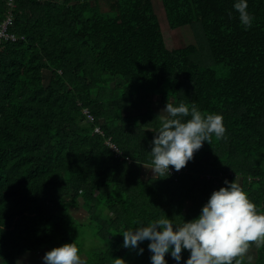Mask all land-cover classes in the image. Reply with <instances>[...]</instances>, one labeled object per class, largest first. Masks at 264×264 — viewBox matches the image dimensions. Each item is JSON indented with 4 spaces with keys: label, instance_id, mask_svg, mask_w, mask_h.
Wrapping results in <instances>:
<instances>
[{
    "label": "trees",
    "instance_id": "trees-1",
    "mask_svg": "<svg viewBox=\"0 0 264 264\" xmlns=\"http://www.w3.org/2000/svg\"><path fill=\"white\" fill-rule=\"evenodd\" d=\"M161 2L171 29L200 27L228 78L199 65L196 45L169 49L154 0H16L18 40L0 44V264L66 242L85 264L128 254L151 264L148 240L138 254L123 230L195 217L225 178L264 212V0H247L248 27L233 0ZM8 5L0 0V23ZM156 98L220 113L224 132L154 177ZM84 227L100 248L85 251ZM254 242L255 261L246 248L229 264H264V239Z\"/></svg>",
    "mask_w": 264,
    "mask_h": 264
},
{
    "label": "clouds",
    "instance_id": "clouds-1",
    "mask_svg": "<svg viewBox=\"0 0 264 264\" xmlns=\"http://www.w3.org/2000/svg\"><path fill=\"white\" fill-rule=\"evenodd\" d=\"M233 9L239 22L248 27L252 15L247 11V0H233ZM190 114V115H189ZM181 116H188L181 119ZM159 127L151 140L149 154L155 176L170 173L169 166L180 170L191 160L194 151L211 135L220 137L224 132L220 113H202L193 104L174 105L166 102L159 114ZM122 246L135 249L138 254L144 248L140 243L148 240L151 264H168L169 253L175 264L182 260V250L188 252L183 264H229L231 259L249 247V243L264 239V212L257 211L247 193L234 179L223 181V186L213 189L202 204L198 215L174 223L163 215L135 227H126L122 233ZM43 264H83L80 251L73 242L54 246L44 252ZM14 264H24L18 258ZM111 264H128L122 257H113Z\"/></svg>",
    "mask_w": 264,
    "mask_h": 264
},
{
    "label": "rangeland",
    "instance_id": "rangeland-1",
    "mask_svg": "<svg viewBox=\"0 0 264 264\" xmlns=\"http://www.w3.org/2000/svg\"><path fill=\"white\" fill-rule=\"evenodd\" d=\"M156 11L160 17V21L163 27V32L166 38V43L169 47V49H174L178 47H183L187 45H196L197 47V55L196 59L197 62H199L202 67L206 68H212L215 70L221 79H226L229 77V69L225 67L224 65H215L213 62V59L210 56V53H208V48L206 44V39L203 35V31L200 29V27L197 24H191L188 26H183L177 29H171L169 27V22L167 19V16H164L163 7L161 0H154ZM166 19V20H165ZM48 82V80H45ZM164 107V104L161 102L159 98L155 99V106L154 109H156L158 112ZM111 145V144H110ZM114 151H117L114 146H110ZM148 174V173H147ZM84 212L83 209H77V215L81 217L82 219H85L86 216L82 213ZM85 216V218H84ZM81 242L83 243V248L86 252H89L93 250L94 248H100V244L95 241L93 238V231L91 228H82V236H81ZM44 254V253H43ZM41 254L39 257L38 255H32L30 257V261L24 260V264H43L41 257ZM247 259L250 261H255L256 259V253H255V242L251 243L247 250ZM82 260L84 261L83 257L81 256ZM33 258H37L36 262H32L31 260ZM125 260L128 262V264H136V256L133 254L126 255Z\"/></svg>",
    "mask_w": 264,
    "mask_h": 264
},
{
    "label": "built area",
    "instance_id": "built-area-1",
    "mask_svg": "<svg viewBox=\"0 0 264 264\" xmlns=\"http://www.w3.org/2000/svg\"><path fill=\"white\" fill-rule=\"evenodd\" d=\"M8 13L5 17V19L0 23V44L5 41H16L18 40V36L15 34L11 33L9 28L13 23V9L15 8L16 5V0H8ZM86 115L90 121H93V116L89 113L86 112ZM96 132H99V129H96ZM111 146V145H109Z\"/></svg>",
    "mask_w": 264,
    "mask_h": 264
},
{
    "label": "crops",
    "instance_id": "crops-1",
    "mask_svg": "<svg viewBox=\"0 0 264 264\" xmlns=\"http://www.w3.org/2000/svg\"><path fill=\"white\" fill-rule=\"evenodd\" d=\"M32 255H29V256H27V257H22L21 259L24 261V260H28V261H30L29 259H30V257H31ZM29 258V259H28ZM32 262H36L37 261V258L35 259V258H33L32 260H31ZM83 264H85V261H83Z\"/></svg>",
    "mask_w": 264,
    "mask_h": 264
}]
</instances>
